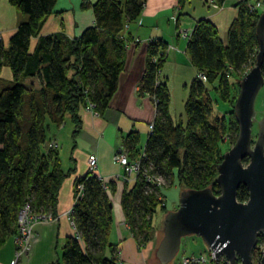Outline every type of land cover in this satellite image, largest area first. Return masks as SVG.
Here are the masks:
<instances>
[{"label": "trees", "instance_id": "obj_1", "mask_svg": "<svg viewBox=\"0 0 264 264\" xmlns=\"http://www.w3.org/2000/svg\"><path fill=\"white\" fill-rule=\"evenodd\" d=\"M145 1L82 3L83 10L91 11L94 23L80 35L68 37L63 29L40 35L51 16L62 14L54 11L57 0H8L24 20L7 47L0 43V69L5 66L12 74L11 81L0 78V247L15 238L24 207L36 216L56 217L61 186L75 173L73 166L63 168V148L57 138L67 129L72 152L82 128L80 110L87 108L103 116L109 108L124 68L126 47L133 41L128 27L138 22ZM176 1L182 6L193 0ZM224 1L216 0L215 5ZM238 6L226 46L213 24L195 21L185 53L196 75L202 74L205 80L196 76L191 81L183 120L174 122L169 116V93L160 80L167 44L153 40L148 45L138 96L152 101L155 119L143 157L138 155L136 133H129L122 144L140 167L133 187L121 196L125 222L139 249L154 237L153 213L158 207L165 212L160 188L173 185L176 179L181 190L210 189L219 196L217 168L226 153L224 142L229 136L234 144L238 136L233 108L239 83L254 67L258 52L255 28L260 13L250 12L243 2ZM157 55L161 56L158 65L151 61ZM261 72L264 79V57ZM217 100L227 107L216 113ZM248 161L246 158L243 163ZM147 177L167 184L157 187L148 183ZM247 199V189L239 186L236 200L244 203ZM74 200L69 220L75 236L65 239L58 264H118L115 247L109 244L112 208L106 186L87 173L74 182ZM263 250L264 235L260 233L252 264H259ZM221 264L226 263L222 260Z\"/></svg>", "mask_w": 264, "mask_h": 264}, {"label": "crops", "instance_id": "obj_2", "mask_svg": "<svg viewBox=\"0 0 264 264\" xmlns=\"http://www.w3.org/2000/svg\"><path fill=\"white\" fill-rule=\"evenodd\" d=\"M60 1L63 2L57 1L59 5L55 12L62 14L51 16L42 27L40 35L48 36L63 29L68 37H76L85 28L93 25L91 11L83 10L81 4L94 3L95 0H67L66 5H60ZM245 1L250 0H225L221 6L215 5L216 0H193L182 6H179L176 0L145 1L138 22L128 27L127 32L133 41L126 47L124 68L119 75L118 87L109 108L103 116L87 108L80 110L81 132L74 150L70 152L68 146L66 148L68 153L62 160L63 168L67 170L73 166L75 173L68 176L61 186L56 217L33 226L30 248L21 256L19 264H58L65 239L75 236L68 212L74 203V182L87 174V160L90 155L96 157L97 167L94 174L101 179L110 194L112 229L109 242L115 247L114 257L117 263L150 262L158 245L159 234L154 232V236L157 235L156 243L152 241L139 249L125 222L121 206V196L124 191L131 189L137 174L125 175L122 167L112 164V157L116 153L125 154L130 163L137 160L123 150V141L129 133H136L139 141L145 137L146 141L155 119L152 101L147 96H138V85L146 70L148 45L153 40H162L167 44L165 61L160 69V80L163 82L164 78L165 85L169 75L165 74L164 70L168 68L175 72L178 68L186 67L190 72H194L196 77V72L185 53L195 21L203 19L213 24L221 43L226 46L227 31L237 18L238 4ZM23 20L24 17L9 4L8 0H0V43L3 47L8 46L10 38ZM0 78L12 80V74L7 67L0 69ZM142 149L143 146L138 150L140 156ZM161 193L165 195L163 191ZM14 240V237H10L0 247V264H12L16 251Z\"/></svg>", "mask_w": 264, "mask_h": 264}, {"label": "water", "instance_id": "obj_3", "mask_svg": "<svg viewBox=\"0 0 264 264\" xmlns=\"http://www.w3.org/2000/svg\"><path fill=\"white\" fill-rule=\"evenodd\" d=\"M255 34L258 41L255 65L241 79L233 108L238 136L217 168L219 196L213 195L210 189L181 192L178 208L164 218L163 236L155 251V257L162 264L170 263L180 249L182 238L191 235L199 236L213 253V264H221L222 258L229 264H235L236 259L242 264H252L258 235H264L263 121L252 144L255 99L264 85L261 72L264 12L258 17ZM246 158L249 161L244 164ZM239 186L248 191L244 203L236 200ZM259 264H264V250Z\"/></svg>", "mask_w": 264, "mask_h": 264}, {"label": "rangeland", "instance_id": "obj_4", "mask_svg": "<svg viewBox=\"0 0 264 264\" xmlns=\"http://www.w3.org/2000/svg\"><path fill=\"white\" fill-rule=\"evenodd\" d=\"M66 1L67 0H63V2L60 1L59 3H60V5H66ZM252 1H255V0H252ZM58 5L59 4L57 2L54 6V11L58 10L56 8ZM78 7H80V5ZM263 11L264 10H261V11H259V13L262 14ZM164 55L166 56V52ZM160 58H161V56L157 55V56H154L151 59V61L154 64L158 65ZM249 70H250V68L247 70V72H249ZM164 73L169 75V79L166 78V84H167L166 88H167V91L169 93V116H171V118L173 119L174 122H178L179 119L183 120V118H184V104L188 98L189 86H190V83L193 80V78H195V73L190 72L189 69L186 67L184 69L178 68L175 72L173 71V69L168 68V70H164ZM197 78L199 79L198 76H197ZM162 80H163V82L165 81L164 78H162ZM233 81H234V78H233ZM234 92H235V88L233 89L232 94H234ZM211 94H212V96L215 95L214 92H211ZM226 107L227 106L220 103V101H218V100L214 101V110L216 113H217L216 110L223 109ZM254 110H255V119H254L253 125H252V144H254L256 141L257 133L259 130V123L261 122L262 116L264 114V87H262L259 90V92L256 96L255 104H254ZM218 114H219V116H221L220 113H218ZM227 137H228L227 140L224 142V146H225L224 150H226V152L233 146V144L230 143L229 136H227ZM144 138L139 141V144H138L139 150H140V148H142V146H144V143H145ZM67 139H69V134H68V130L66 129L65 131L61 132V134L57 138V140L59 141L60 149L63 148L62 155H61L62 160H64L65 155L68 153V151L66 150V148H68L67 146H69ZM87 173H91V172L88 171ZM91 174L95 175L94 173H91ZM166 184H167V182L163 183V185H166ZM132 187H133V185L131 186V188ZM162 191L165 193V195H164L165 199L163 200V198H162V200L164 201L163 205L165 206V204H166L165 212H161L160 207H158L157 210L155 211V213H153V215H152V224L155 228V234H159L158 235V238H159L158 244L161 241L160 239L163 235V224H164V218L166 216L165 213L173 212L178 208V201H179L180 194L182 191H185V190H181V188L178 186L177 180L175 179L173 185L168 186V187H163ZM31 215H33L34 217L45 216V215L36 216L33 212H31ZM156 237H157V235H156ZM156 237L154 236L155 239H152L150 242L152 243V241H155ZM155 243H156V241H155ZM109 244L111 245L110 242H109ZM106 256L110 257L109 251H107ZM184 257L185 258L195 257V258H201L204 260L206 259L205 260L206 264L210 263L209 262L210 261L209 249L204 244L202 239L196 235H191V236H187V237L182 238L180 249H179L178 253L174 257V259L168 264H180V262L182 261L181 259H183ZM148 264H162V263L158 261V259L155 257V253H153L151 260Z\"/></svg>", "mask_w": 264, "mask_h": 264}, {"label": "built area", "instance_id": "obj_5", "mask_svg": "<svg viewBox=\"0 0 264 264\" xmlns=\"http://www.w3.org/2000/svg\"><path fill=\"white\" fill-rule=\"evenodd\" d=\"M244 4L250 12H254V11L259 12L261 10H264V0H255V1L250 0L249 2L245 1ZM198 77H199V80L201 81L205 80L202 74H199ZM140 157H143V155H141ZM112 164H116L122 167L125 175H130L131 173L138 174L140 170L138 160H136L133 163H130L128 161V157L123 153L114 154L112 157ZM87 166H88L89 172L94 173L96 171L97 164H96L95 155H90L88 157ZM147 182L155 183L157 187H161V185L163 184V181L161 179L152 180V178L150 177H147ZM81 189H82L81 186H78V190L81 191ZM160 189L162 190V188ZM74 203H75V200H74ZM71 210L72 208L68 212V218H69V214L71 213ZM51 219L52 217L50 215L49 216L45 215L42 217H34L33 215H31V211L28 206L24 207L20 211L19 217H18V231L14 238L16 251H15V257H14V260L12 261V264H19L21 256L29 250L33 226L38 222L48 221ZM70 223L73 227V224L71 221ZM209 259H210L209 262H213L214 260L213 253L211 251H209ZM205 260L201 258H195V257H191V258L184 257L182 261L180 262V264H206ZM222 260L225 261L226 264H229V262L226 261L224 258H222L221 261ZM235 264H242V263L239 259H236Z\"/></svg>", "mask_w": 264, "mask_h": 264}]
</instances>
